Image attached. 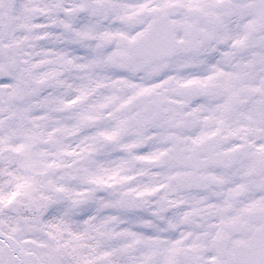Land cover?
Masks as SVG:
<instances>
[{
	"label": "snow or ice",
	"instance_id": "1",
	"mask_svg": "<svg viewBox=\"0 0 264 264\" xmlns=\"http://www.w3.org/2000/svg\"><path fill=\"white\" fill-rule=\"evenodd\" d=\"M0 264H264V0H0Z\"/></svg>",
	"mask_w": 264,
	"mask_h": 264
}]
</instances>
